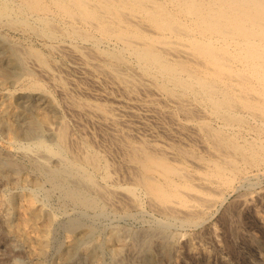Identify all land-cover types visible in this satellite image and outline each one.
<instances>
[{
    "label": "bare ground",
    "instance_id": "bare-ground-1",
    "mask_svg": "<svg viewBox=\"0 0 264 264\" xmlns=\"http://www.w3.org/2000/svg\"><path fill=\"white\" fill-rule=\"evenodd\" d=\"M0 20L7 21L13 27L15 26L16 28L27 30L35 34L38 37H43V38L51 40V42H46V46L53 52L57 50H61V51L63 50V51L68 52L69 55L71 54L72 59L75 62V65L73 66L74 68L77 69V71H80L81 76L82 75L85 76L84 73L88 72L90 74L91 81L94 83V85L95 84L97 85L98 81L101 79L109 80L112 83V87L119 89L121 91L120 93H122V95L118 97L117 103L115 102L114 104H111V105H106L100 102L92 101V99L89 100L84 97L83 98L77 97L81 95H77L76 96L77 98L72 95H69V93L65 90V86L63 87L62 82L60 83L56 81L57 79L55 77L56 74L52 73L53 71H51V68L48 66V63H50L51 61L47 62V57L45 56L44 52H41L40 49L36 48L37 46L32 47L29 45L30 47H25L20 44L9 42V40L7 43L6 42L7 39L4 40L5 38L1 37L3 38V40L0 41L1 47H3L4 49L3 51L7 52L6 57L4 58V63H0L2 64L1 65L2 75L4 77L10 78L12 77V75L14 76L18 72L22 73V75L26 77L27 75L33 76L35 73L37 74V72L41 75L46 76L47 78L50 79V81L54 82L57 85V87L61 91L60 94H64V97H66V104L68 108H71V110L73 109L74 111L78 113L92 114L93 116L97 115L98 117L101 118L99 123L102 126L101 125L100 126L104 127L106 130L104 131L110 134L109 135L111 137L110 140L112 139V141L115 142L116 144L115 146L118 147V150L117 149L116 150L117 151L120 150L121 152L122 160L119 165L116 163L118 165L117 166L112 163L114 161V158L112 162H110V160L108 159L109 157L108 154L110 152L107 154L106 152L103 153L102 150L100 151V148L99 150L96 149L94 147L96 143L93 144V140H91L90 138L86 136H83V134L78 137L75 136L77 135V133L73 135V133H71L72 129H69V124H68L69 122L67 123V120L64 117H62V115L57 117L58 118V120H56L57 123L54 124L52 117L56 115V112H58V109H59L58 102L59 101L56 102V100L53 97L54 95L52 96L50 91H48L49 88L45 89V86H43V84L39 82V80L37 81L36 79H34L33 81L31 80L32 81L31 83L29 82L30 83L29 85H31L33 88L35 87V89L37 88L42 89L41 91H42V96L44 97L45 107L42 106L43 108L37 109V112L33 114H23L22 112H19V114L20 113L23 114V115H20L21 116L20 122L22 123L23 128L21 131H17V132L21 133L22 136H24L22 132L27 135H32L35 132L37 133V131L42 129L43 127H46L47 129H50L55 132L54 133L55 138H56L55 144L57 146H53L52 144L51 145L46 144L44 140L39 139L38 135L37 136L39 140L37 141V146L38 148L42 150L43 155L48 154V156L50 155V156L55 157L58 163L55 166H53L52 164L50 165L47 161L48 159H46L45 157L43 158L39 157L41 155L39 156L33 155V153H30L33 155L30 157V162L36 169L40 170V172L42 173L41 175H43L46 178V180L50 181V183L53 185L54 188L56 187L60 189L61 190L60 192H62L63 196L69 200H72L73 202H75V204L77 203L80 206L101 209V208H104L103 207L104 201L109 203V201H111L112 199H115L117 196L118 197L120 196L119 197L120 199L121 198L125 199L126 197V200H128V202H131L132 204H135L137 206L141 203L140 202L141 197L138 196L137 189L141 188L142 191H144V194L146 195L150 203L153 205V207L159 209L160 211H163L169 217V219H175L181 223L182 222L184 223L187 220L189 221L188 218H190L194 213H196L193 211L194 210L196 211V207L198 206L197 201L207 200L206 196L209 193L210 195H212L211 192L209 193L205 192V193H208L205 196L204 192L200 189H205V188L209 189V187L215 182H223V183L233 182L232 180L236 176H239L244 172L245 165H255L257 163L264 161V0H0ZM22 32H25V31H22ZM20 36L22 37V35ZM61 37L66 38L67 41H65L64 43H54L53 42V41H56V39H60ZM66 52H65V55L67 54ZM68 58L71 59L70 57ZM31 61H34L37 64V66L31 67L32 66ZM29 62L31 63L29 64ZM35 63H33V65ZM64 66H65L64 69H66V65ZM66 71L68 70L66 69ZM77 71L75 73H78ZM63 78L65 77H62V79ZM20 79H22V77ZM87 81H90V80H87ZM72 82H74V80ZM77 82H75V85L81 91H83L84 94L93 93L97 97H100V96L102 97L103 92H94L93 89L91 90V88H89V86L87 87L84 85H79L78 83H80L81 81L78 83ZM92 82H89V83H92ZM50 86H53V85H50ZM18 87L20 88V86ZM32 87L31 89H33ZM20 89H23V88H20ZM57 90L58 89H56V91ZM141 94L143 96L145 94V97L140 102ZM103 95L106 97L105 94ZM155 102L156 104L157 103L158 104L166 103L167 105L172 104L174 105V107L177 109L178 112H181V114L184 113L183 116L185 115V118L187 121V122L186 121L184 122L185 125L193 128L195 132L199 133V135L202 137V140H199V139L198 140L202 142V145L199 143L200 145L198 147L199 148L204 147L207 153H202L203 151L202 152L199 151L200 152L199 153L197 152L198 149L196 150L193 146H188V145L186 146L184 144H181L185 140L183 141L181 140L182 142L180 141L170 142L169 141L170 143H168V146L166 145L164 146L161 144H163L165 141L160 144L157 141L153 140L154 138L150 139L151 136L150 138H148L149 136L148 137L146 136L133 137L132 134L134 132H132V134H129L128 133L129 131L127 132L122 129L124 127L130 128L131 126L130 120L122 117L121 115L123 114L122 112H130V111L132 112L133 111L132 107L135 105L137 106L139 105L142 107V109L144 108L148 112V113L147 112L143 113L145 114L146 117L148 115L153 116L154 114L150 113L149 111H153V110L158 111L159 109L157 105L154 104ZM65 106L66 105H64V107ZM1 109L2 107L0 108V124H2L4 120V115ZM131 112L129 114L133 113ZM138 113H141V112H138ZM6 115L7 114L5 113V116ZM81 118H83V116ZM171 118L173 119V117ZM6 119L8 120V118H5V120ZM136 119L137 118H135V120ZM212 119H217L218 121L220 120L222 123L213 124ZM74 122L76 123L75 120ZM163 122L165 121H162V123ZM99 123H97L96 125L98 126ZM176 123L178 124V122ZM118 124H122V126L119 127ZM155 124L153 126L156 127L158 122L156 125ZM145 125L147 124L145 123ZM173 125H175V123ZM3 128L6 129L5 126H3ZM80 128L81 127H79V130ZM86 129H87V126H86ZM42 133L44 135V131ZM169 134L170 132L166 135H169ZM134 135L137 136V134H134ZM182 135H185V134H182ZM41 137H42V134H41ZM0 138H1V135H0ZM11 144L13 143L11 142ZM196 144H198V142ZM193 145H195V143ZM2 146L6 148V152L4 155L2 154L0 155V184L4 183L5 178L12 177L16 172H18L22 165L21 163H19L18 160L13 158L12 156L13 154L11 155L12 150L10 149V145H6L4 143V145ZM24 146H27V144H25ZM36 149L37 148H35V150ZM50 159H52V157ZM191 163L192 165L195 164V166L198 167L197 172L192 173L193 171H190L189 165ZM254 167H256V165ZM119 168L120 169L124 168L125 169L124 171L127 172L129 176L127 178L128 179L130 178L132 182L130 185L125 184L126 186H121L116 183L115 175L112 174V171L118 170ZM249 168L250 167H248V170ZM27 170H30V169H27ZM114 172L117 173V171H114ZM97 174H100L102 176V179L104 180V182H100L97 180L96 178ZM124 177H126V175ZM258 179H261V177ZM219 186L217 185V188ZM25 187H29V186L27 185ZM8 188H6V190ZM44 189H47V188H44ZM39 191H42V190H39ZM210 191L215 192V190H212V189H210ZM14 195L12 193L8 195L0 194V221L2 222V224H4V227H5L4 229H6L8 233L15 234L21 240H23L24 243H27V246H28L27 252L30 254V259L31 257L32 259H35L33 261V264H42L40 257L46 251L45 248L49 246L48 245L46 247L47 243L49 242L47 238L48 233H49L48 226L53 222L54 218L52 216L50 217L48 216L49 218L45 222V227L44 229L42 228L43 229V233H42L43 240L40 239L41 243L39 245V248L36 250L34 246H32V244L30 243L29 237L27 235L28 233L24 231L23 229L24 227H21L19 223L15 224L12 222L11 216H12V212L15 209L14 198H16L14 197ZM38 195H39L38 191H37V194L34 191H29L26 193L25 206L26 208L30 210L32 219H38L39 217L40 211H38L37 205H36V200L39 198ZM40 195H42V193ZM237 195H240V194L237 193L236 196ZM141 196H144V195H141ZM42 198L43 197H41V199ZM192 199H195L196 203L195 202L191 203ZM17 200L20 201L19 199ZM17 204L19 203L17 202ZM47 205L48 203L46 204V206ZM129 205L131 206V204ZM203 205H200V206H203ZM200 206L198 207L200 208ZM62 207H64V205ZM225 207L228 208L227 206ZM39 209L41 210V206L39 207ZM84 210H87V209L85 208ZM72 211L74 210L72 209ZM134 213L135 212H133V214ZM46 214H48V212H46ZM46 214H43V215H46ZM22 216H25V215L23 214ZM73 216L71 217L74 218ZM90 216L91 215H89V217ZM105 216L107 217V215ZM204 216H206V214ZM21 217L19 219H21ZM28 217L30 216H27V218ZM71 217H67V219ZM25 218L24 219L22 218L21 221L25 220ZM19 219L17 218V220ZM159 219L161 218L159 217ZM223 219H225V217ZM29 220L31 219H28L27 221ZM35 222H37V220ZM68 222H69V219H68ZM168 222L170 223L171 221L168 220ZM81 223L82 222L79 219H73V220L71 219L69 226L72 229L74 228L77 229L79 225L82 226ZM41 224L42 223H40V225ZM99 224L101 225V223ZM164 224L165 223H163V225ZM83 225L86 226L85 224ZM173 225L175 224H172V226ZM180 225L182 226V224ZM179 226H176V227H179ZM92 227L93 226H90V228H86L80 231L77 234V236H74L75 238L73 240L72 238L71 239L69 238L71 240V243L68 242L70 243V245L65 252L63 251L64 253L62 254L63 264H85V263L98 264V263H101V259L103 258L101 250H100L102 241H97V240L92 239L93 238L92 237V234H93ZM139 227H142V226H139ZM81 228H83V226ZM102 228L104 229V227ZM120 230L121 229L119 228V231ZM138 231L140 230L138 229ZM39 232L41 233L42 231H39ZM117 232H115V234ZM167 232L164 227H161V229H152V230L147 229L139 233H134L136 235L133 237V240H132V245L134 246L133 249H135L140 256L147 258L148 257L147 252L149 251L150 248H152L151 245L152 243H154L153 242L155 240L154 238L156 236H160L159 239L161 237L165 239L167 238ZM182 233L184 236L185 235L184 232ZM233 233H235L234 230H233ZM115 234L113 231V233L109 236V240L114 243L113 245L114 248L112 251L113 257L111 259L109 258L110 259L109 261L106 260L107 261L106 264H134L133 262L132 263L127 262L126 260L122 258V256H120L122 246L117 245V242L118 240L121 242V239L120 238L118 239L119 236L117 237V235ZM129 235H131L130 232H129ZM171 235L174 241L179 239L177 237L179 235H176V233H173ZM251 235L253 236V234ZM213 236L214 235H212V237ZM159 239H158V242H159ZM54 242L49 243V244L52 245ZM202 242L203 241L201 240V243ZM38 243L39 242H37V244ZM179 244H181V242H179ZM126 247L128 246L126 245ZM153 247H156V246H153ZM196 249H198V247H196ZM200 249L201 248H199V250ZM131 256L133 255H130V257ZM146 258L144 259L146 260ZM209 262H210V258H209Z\"/></svg>",
    "mask_w": 264,
    "mask_h": 264
},
{
    "label": "rangeland",
    "instance_id": "rangeland-1",
    "mask_svg": "<svg viewBox=\"0 0 264 264\" xmlns=\"http://www.w3.org/2000/svg\"><path fill=\"white\" fill-rule=\"evenodd\" d=\"M5 23V24H4ZM2 25V26H1ZM12 27V28H11ZM18 29V30H17ZM4 31V32H3ZM7 31V32H6ZM22 31H25V32H22ZM0 38L3 37L5 38L4 40L7 39V43H8V40L9 42H13V43H16V44H20V45H23L25 47H36L38 49H40L41 52H44L45 56L47 57V62H50L48 63V66L51 68V71H53L52 73H55V77L57 78L56 81L58 82H62L63 84V87L65 86V90L69 93V95H72L74 97H76L77 95H81V96H77L78 98H87L89 100L92 99V101H96V102H100V103H103V104H106V105H111V104H114L115 102L117 103V99L119 96L122 95V93H120L121 91L119 89H116L114 87H112V83L109 81V80H99L97 85L91 81V78H90V74L88 72H85L84 75L85 76H81V73L80 71H77L76 68H74L73 65H75V62L74 60L72 59V56L71 54L69 55L68 52L66 51H61V50H57V51H52L50 50L47 46H46V42H51V40L49 39H46V38H43V37H38L36 36L35 34L27 31V30H24V29H21V28H16L15 26L13 27L10 23H8L7 21H2L0 20ZM3 34V36H2ZM10 34V35H9ZM31 34V35H30ZM7 35V36H5ZM22 35V37L20 36ZM11 36V37H10ZM17 36V37H16ZM15 37V39H14ZM21 37V38H20ZM25 37V38H24ZM27 37V38H26ZM29 37V38H28ZM3 38H1L0 41L3 40ZM24 38V40H23ZM19 39V40H17ZM30 39V40H29ZM23 40V41H22ZM27 40V42H26ZM30 41V42H29ZM66 40V38H60V39H56V41H53L54 43H64ZM25 42V43H24ZM39 42V43H38ZM34 46H33V45ZM30 45V46H29ZM41 45V46H40ZM39 46V47H38ZM4 50L3 47H1V42H0V63H4V58L6 57V53L5 51H2ZM48 50V51H47ZM46 51V53H45ZM56 52V53H55ZM59 52V53H58ZM65 52L67 53L65 55ZM64 53V54H63ZM55 55V56H54ZM55 57V58H54ZM68 57H70L71 59H69ZM58 58V59H57ZM62 60H61V59ZM64 58V59H63ZM59 60V61H57ZM32 62V66L31 67H36L37 64L34 62V61H31ZM29 62V64L31 63ZM33 63H35L33 65ZM53 64V65H52ZM56 64V65H55ZM60 64V65H59ZM1 65L0 64V103L2 101V103L0 104V108L2 107V113L4 115V120L5 118H8V120L4 122L3 120V123L0 124V135H1V142H0V155H4L5 152H6V148L3 147L2 145H4V143L6 145H10V149L12 150L11 151V155L13 156V158H15L16 160L19 161V163H21V170L19 169L18 172H16L12 177H7L5 178L4 180V183L3 184H0V194H5V195H8V194H15L14 197V200H15V209L14 211L12 212V222L15 223V224H18L21 226V227H24V231L26 233H28V237H29V240H30V243L32 244V246H34V248L37 250L39 248V245H40V241L43 240V229L45 227V222L48 220V218L50 216H52L54 218L53 222L48 226V240H47V245L45 248V252L41 255L40 257V260L42 262V264H63V260H62V254L68 249L70 243H71V238L72 240L75 238L74 236H77V234L86 229V228H90V226H93L92 229H93V234H92V239L93 240H97V241H102L101 242V247H100V250H101V253H102V259H101V263H98V264H106L107 261H109L112 257H113V248H114V243L111 242L109 240V236L113 233L114 231V234L115 232H117L115 235H117L118 239L120 238L121 239V242L118 240L117 242V245L119 246H122V249H121V253H120V256H122V258L124 260H126L127 262H133L134 264H263L264 263V161L260 162V163H257L255 164L256 167H254L255 165H245L244 167V172L239 175V176H236L232 181L233 182H230V183H223V182H215L213 183L209 189L208 188H205V189H200L204 192L205 196L211 192L212 195H210V193L206 196L207 197V200H202V201H197V204L198 206L200 205H203V206H200V208L197 206L196 207V211L194 210L193 212H196L194 213L189 219V221L187 220L186 222H179L178 220H175V219H169V217L163 212V211H160L159 209L153 207V205L150 203V201L148 200V198L146 197V195L144 194V191H142L141 188H138L137 189V194L138 196H140V204L139 205H135V204H132L131 202H128V200H126V197L125 199H120L118 196L115 198V199H112L111 201L106 202L104 201L103 203V207L104 208H101V209H97V208H92V207H85V206H80L79 204H75V202H73L72 200H69L67 198H65L62 194V192H60L61 190L58 189V188H54L53 185L50 183V181L46 180V178L41 175L42 173L40 172V170L36 169L30 162V157L33 156V155H36V156H39V157H45L46 159H48V163L53 166H55L58 161L55 157L53 156H48V154H44L42 153V150L40 148H38L37 146V141L39 139H42L45 141L46 144L48 145H53V146H57L55 143H56V138H55V132L50 130V129H47L46 127H43L42 129H40L42 132L44 131V135L43 133L38 130L37 133H33L32 135H27L25 133L22 132V134L24 136L21 135V133H18L17 131H21L23 126H22V123L20 122V115H23V114H33L35 112H37V109L39 108H43L45 107V101H44V97L42 96V89L41 88H37L35 89V87L33 88L31 85H29L34 79H36L37 81L39 80V82H41L43 84V86H45V89H48V91H50V93L52 94V96L54 97V99L56 100V102H58V112H56V115L53 116V122L54 124L57 123L56 120H58V116H61L64 117L66 120H67V123L69 124V129H72V132L73 135H75L77 133V135L75 136H80L83 134V136H86L88 138H90L91 140H93V144L94 147L96 149L99 150L100 148V151L102 150L103 153H109V157L108 159L110 160V162L113 161V158H114V161L112 162L113 164L115 165H119L121 163V160H122V155H121V152L120 150H118V147H116L115 145V142L112 141V139L110 140V134L105 132V128L104 127H101L102 125L99 123V121L101 120L100 117H98L97 115H92V114H86V113H78L76 111H74L73 109L71 110V108H68L67 104H66V97H64V94H60L61 91L59 90V88L57 87V85L50 81L49 78H47L46 76L44 75H41L37 72V74L35 73L33 76L32 75H27L24 76L22 75V73H16V77L15 75L10 78H6L2 75V68H1ZM66 65V69L68 71H66L65 66ZM54 66V67H52ZM59 66V67H58ZM63 66V67H62ZM69 66V67H68ZM62 69H61V68ZM72 67V68H71ZM70 70H69V69ZM65 71H64V70ZM56 70V71H55ZM63 70V71H62ZM73 70V71H72ZM55 71V72H54ZM60 71V72H58ZM78 72V73H75V72ZM63 72V73H61ZM66 72V73H64ZM68 72V73H67ZM58 73V75H57ZM72 73V74H71ZM62 74V75H60ZM68 74V75H67ZM70 74V75H69ZM88 74V76H87ZM40 75V76H39ZM77 75V76H76ZM24 76V77H23ZM32 76V77H31ZM35 76V77H34ZM58 76V77H57ZM60 76V77H59ZM65 77L62 79V77ZM81 76V77H79ZM22 77V79H20ZM32 79H31V78ZM45 77V78H44ZM70 77V78H68ZM72 77V79H71ZM79 77V78H78ZM84 77V78H83ZM88 77V78H87ZM19 78V79H18ZM27 78V79H26ZM82 78V79H81ZM3 79V80H2ZM18 79V80H16ZM24 79V80H23ZM67 79V81H66ZM70 79V80H69ZM77 79V80H76ZM84 79V80H83ZM86 79V81H85ZM14 80V81H12ZM32 80V81H31ZM49 82H48V81ZM63 80V81H62ZM74 80V82H72ZM87 80H90V81H87ZM3 81V82H1ZM21 81V82H20ZM45 81V82H44ZM71 81V83H70ZM80 83H78V82ZM106 83H105V82ZM26 82V83H25ZM30 82V83H29ZM75 82H77L79 85H84V86H89V88H91V90L93 89L94 92H103V94L106 95V97L102 94V97H97L95 94L91 93V94H87L83 91H81L76 85H75ZM89 82H92V83H89ZM103 82V83H101ZM46 83V84H44ZM89 83V84H88ZM110 83V84H109ZM25 84V85H23ZM29 86H28V85ZM86 84V85H85ZM101 84V85H99ZM14 85V86H12ZM16 85V86H15ZM50 85H53V86H50ZM74 85V86H73ZM111 85V86H109ZM18 86H20V88H23V89H20ZM73 86V87H72ZM26 87V89H25ZM31 87L33 89H31ZM67 87V88H66ZM104 87V88H103ZM110 88V89H109ZM18 89V90H17ZM56 89H58L56 91ZM69 89V90H68ZM74 89V90H72ZM78 89V90H77ZM96 89V90H95ZM3 90V91H2ZM11 90V91H10ZM16 90V91H14ZM110 90V91H109ZM113 90V91H112ZM8 91V92H7ZM19 91V92H18ZM25 91V92H24ZM29 91V92H28ZM33 91V93H32ZM52 91V92H51ZM106 91V93H105ZM17 92V93H16ZM55 92V93H54ZM58 92V93H57ZM76 92V93H75ZM81 92V93H80ZM116 92V93H115ZM12 95H11V94ZM32 95H31V94ZM40 93V94H39ZM72 93V94H70ZM111 93V94H109ZM115 93V94H113ZM9 94V95H8ZM37 95V96H36ZM60 95V96H58ZM85 95V96H84ZM91 96V97H90ZM32 97V98H31ZM35 97V98H34ZM39 97V98H38ZM76 97V98H77ZM108 97V98H107ZM112 97V98H111ZM114 97V98H113ZM145 97V94L144 96L141 94V97H140V102L141 100ZM101 98V99H100ZM105 98V99H104ZM107 98V99H106ZM2 99V100H1ZM5 99V100H4ZM41 99V100H40ZM109 99V100H108ZM4 100V102H3ZM7 101V102H6ZM17 101V102H16ZM20 103H19V102ZM29 104H28V103ZM6 103V104H5ZM13 103V104H12ZM16 103V105H15ZM18 103V104H17ZM33 103V104H32ZM12 104V105H11ZM44 104V105H43ZM155 105H157V107L159 108L158 111H149L150 113H153L154 115L153 116H145V114L143 113H146L147 111L141 106H133L132 109H133V113L132 114H129L130 112H122L123 114L122 117L125 118V119H129L130 122H131V126L130 128H122L123 130L125 131H129L128 133L129 134H132V132H134L132 134L133 137H138V136H146L148 138H151L150 139H153L155 141H157L158 143H162L164 142L163 144L161 145H166L168 146V143L170 142H182L181 144H184V145H188V146H193L197 152H202V153H207L206 152V149L204 147H201L199 148L198 146L201 144L202 145V142L199 141V140H202V137L199 135V133L195 132L193 128L185 125V121H186V118H185V115L183 116V114H181V112H178L177 109L174 107V105L172 104H169L167 105L166 103H157L156 102L154 103ZM2 105V106H1ZM64 105H66L64 107ZM5 106V107H4ZM12 106V107H10ZM16 106V107H15ZM37 106V107H36ZM43 106V107H42ZM163 106V107H162ZM31 107V109H30ZM4 108V110H3ZM9 108V109H7ZM140 108V109H139ZM162 108V109H160ZM33 109V111H32ZM61 109V110H60ZM139 109V110H138ZM171 109V110H170ZM8 110V111H7ZM10 110V111H9ZM20 110V111H19ZM22 110V111H21ZM35 110V111H34ZM67 110V111H66ZM143 110V112H142ZM167 110V111H166ZM171 112H170V111ZM17 111V112H16ZM141 112V113H138V112ZM19 112H22L19 114ZM64 112V113H63ZM67 112V113H66ZM158 112V113H157ZM173 112V113H172ZM5 113L7 114L5 116ZM17 113V114H16ZM66 113V115H65ZM125 113V114H124ZM148 113V112H147ZM156 113V114H155ZM165 115H164V114ZM172 113V114H171ZM180 115H179V114ZM168 114V115H167ZM170 114V115H169ZM177 114V115H176ZM14 115V116H13ZM87 115V116H86ZM129 115V116H128ZM137 115V116H135ZM141 115V116H140ZM158 115V116H157ZM163 117H161V116ZM179 115V116H178ZM70 116V117H69ZM83 116V118L81 117ZM97 116V117H96ZM132 116V117H130ZM170 116V117H169ZM178 116V117H177ZM18 117V118H17ZM69 117V118H68ZM72 117V118H71ZM78 117V118H77ZM80 117V118H79ZM161 117V118H160ZM167 117V118H166ZM173 117V119L171 118ZM74 118V119H73ZM85 118V119H84ZM95 120H94V119ZM135 118L139 119V120H135ZM153 118V119H152ZM158 118V119H157ZM180 118V120H179ZM69 119V120H68ZM90 119V120H89ZM148 121H147V120ZM157 119V120H156ZM162 119V120H161ZM167 119V120H166ZM169 119V121H168ZM177 119V120H176ZM17 120V121H16ZM55 120V121H54ZM72 120V121H71ZM74 120L76 121V123L74 122ZM160 120V121H159ZM172 120V121H171ZM86 121V122H85ZM94 121V123H93ZM139 123H138V122ZM157 124L158 122V126L154 123ZM162 121H165L162 123ZM178 122V124L176 122ZM8 122V123H7ZM74 122V123H73ZM83 124H82V123ZM143 122V123H141ZM170 122V123H169ZM172 122V123H171ZM187 122V121H186ZM5 123V124H4ZM92 123V124H91ZM97 123L98 126L96 125ZM145 123L147 125H145ZM175 123V125H173ZM180 123V124H179ZM184 123V124H183ZM212 123L214 124H220L222 123L220 120L218 121L217 119H212ZM76 124V125H74ZM82 124V125H80ZM134 124V125H133ZM141 124V125H140ZM156 125V128L155 126L153 125ZM161 124V125H160ZM177 124V125H176ZM2 125V126H1ZM89 125V127H88ZM101 125V126H100ZM119 127L122 126V124H118ZM117 125V126H118ZM138 125V126H137ZM166 125V126H165ZM170 125V127H169ZM174 127H173V126ZM183 125V126H182ZM3 126L6 127V129L3 128ZM10 126V127H8ZM86 126H87V129H86ZM153 126V127H151ZM163 126V127H161ZM168 126V127H167ZM180 126V128H179ZM74 129H73V128ZM79 127L80 130H79ZM98 127V128H97ZM137 127V128H136ZM155 127V128H154ZM166 127V128H165ZM184 127V128H182ZM187 127V128H186ZM3 128V129H2ZM11 128V129H10ZM92 128V129H91ZM133 128V129H132ZM136 128V129H134ZM151 128V129H150ZM178 128V129H176ZM2 129V130H1ZM8 129V131H7ZM10 129V130H9ZM14 129V130H13ZM103 129V130H102ZM142 131H141V130ZM160 129V130H159ZM165 129V130H164ZM172 129V130H171ZM176 129V130H175ZM5 130V132H4ZM46 130V131H45ZM82 130V131H81ZM89 130V131H87ZM97 130V131H96ZM105 130V131H104ZM132 130V131H131ZM134 130V131H133ZM137 130V131H136ZM149 130H153L152 133L151 131ZM159 130V131H158ZM163 130V131H161ZM170 130V131H169ZM179 130V131H177ZM192 132H191V131ZM75 131V132H74ZM136 131V132H135ZM147 131V132H145ZM156 131V132H155ZM182 131V132H181ZM185 131V132H184ZM190 135H189V133ZM40 132V133H38ZM86 132V133H85ZM100 132V133H99ZM139 134H138V133ZM161 132V133H160ZM170 132L169 135H166ZM177 132V133H176ZM187 132V133H186ZM194 132V133H193ZM5 133V134H4ZM17 133V134H16ZM80 133V134H79ZM89 133V134H88ZM144 133V134H142ZM160 137H158L156 134ZM174 133V134H173ZM179 133V134H178ZM181 133V135H180ZM196 133V134H195ZM10 134V135H9ZM41 134H42V137H41ZM102 134V135H101ZM134 134H137V136H135ZM155 134V135H154ZM182 134H185V135H182ZM193 134V135H191ZM21 135V136H20ZM39 136V139H38V136ZM88 135V136H87ZM103 137H101V136ZM164 138H163V136ZM174 135V136H173ZM177 135V136H176ZM190 137H189V136ZM249 135V134H248ZM10 136V137H9ZM17 136V137H16ZM34 136V137H32ZM37 136V137H36ZM93 136V137H92ZM96 136V137H95ZM107 136V137H106ZM171 138L169 139L168 138ZM184 136V137H183ZM194 139H192L191 138ZM14 137V139H13ZM30 137V138H29ZM100 137V138H99ZM106 137V138H105ZM157 137V138H156ZM197 137V138H196ZM4 138V139H3ZM17 138V139H15ZM156 138V139H155ZM188 138V139H187ZM11 141H9V140ZM35 139V140H34ZM53 139V140H52ZM160 139V140H159ZM169 139V140H168ZM173 139V140H172ZM177 139V141H176ZM199 139V140H198ZM5 140V141H4ZM55 140V141H54ZM103 140V141H102ZM172 140V141H171ZM182 140V141H181ZM189 140V141H187ZM193 140V141H192ZM198 144H196L197 142ZM29 141V142H28ZM53 141V142H52ZM106 141V142H105ZM112 141V142H111ZM160 141V142H159ZM170 141V142H169ZM3 142V143H2ZM11 142L13 144H11ZM187 142V143H186ZM191 142V143H190ZM195 143V145L192 144ZM2 143V144H1ZM36 146H35V144ZM100 143V144H99ZM103 143V144H102ZM167 143V144H166ZM200 143V144H199ZM25 144H27V146H24ZM55 144V145H54ZM102 144V145H101ZM110 144V145H109ZM29 145V146H28ZM31 145V146H30ZM112 145V146H111ZM197 145V146H196ZM100 146V147H99ZM3 147V148H2ZM12 147V148H11ZM197 147V148H196ZM2 148V149H1ZM28 148V149H27ZM35 148H37L35 150ZM115 149V150H114ZM117 149V150H116ZM32 150V151H31ZM15 151V152H14ZM29 151V152H28ZM36 153H34V152ZM26 152V153H25ZM41 152V153H40ZM116 152V153H115ZM119 152V153H118ZM199 152V153H200ZM29 153V154H28ZM30 153H33L30 154ZM39 153V154H38ZM117 154V155H116ZM23 155V156H22ZM26 155V156H24ZM46 155V156H45ZM111 155V156H110ZM21 156V157H19ZM20 159H18V158ZM52 157V159H50ZM118 157V158H116ZM23 161H22V160ZM27 159V160H26ZM29 160V161H28ZM51 162H50V161ZM55 160V161H54ZM120 162H119V161ZM54 161V162H53ZM25 162V163H24ZM56 162V163H55ZM54 163V164H53ZM117 163V164H116ZM32 166H31V165ZM259 164V165H258ZM117 165V166H118ZM192 163L189 165V168H190V171H193L192 173H195L197 172L198 170V167L195 166V164H193L192 166ZM25 168H24V167ZM29 166V167H28ZM263 166V167H262ZM248 167L249 170H248ZM23 168V170H22ZM193 168V170H192ZM195 168V169H194ZM27 169H30V170H27ZM125 169L124 168H119L118 170H113L112 171V174L115 175V180H116V183L121 185V186H126L125 184L127 185H130L132 182H131V179L127 178L129 177L127 172L124 171ZM263 170V171H262ZM22 171V173H21ZM114 171H117L114 172ZM262 171V172H261ZM36 172V173H35ZM119 172V173H118ZM250 172V173H249ZM256 172V173H255ZM126 173V174H125ZM25 176H24V175ZM37 174V175H36ZM126 177H124L125 175ZM253 174V176H252ZM259 174V175H257ZM16 175V176H15ZM23 175V176H22ZM40 175V176H39ZM121 175V176H120ZM247 175V176H245ZM123 176V177H122ZM245 176V177H243ZM15 177V178H14ZM24 177V178H23ZM30 177V178H29ZM44 177V178H42ZM261 179H258L260 178ZM20 178V179H19ZM29 178V179H28ZM36 178V179H35ZM96 178L98 181L100 182H104V180L102 179V176L100 174H97L96 175ZM126 178V179H124ZM244 178V179H243ZM14 179V180H13ZM120 179V181H119ZM256 179V180H255ZM24 180V181H23ZM28 180V181H27ZM126 182H125V181ZM236 180V181H235ZM23 181V182H21ZM27 181V182H25ZM257 181V183H256ZM6 182V183H5ZM11 182V183H10ZM13 182V183H12ZM18 182V183H17ZM20 182V183H19ZM45 182V184H44ZM120 182V183H119ZM130 182V183H129ZM252 182V183H251ZM40 183V184H39ZM238 183V185H237ZM243 183V185H242ZM246 183V184H245ZM255 183V184H254ZM9 184V185H8ZM18 184V185H17ZM36 184V185H35ZM42 184V186H41ZM216 184V185H215ZM220 184V186H219ZM251 184V185H250ZM13 185V186H12ZM17 185V186H16ZM22 185V186H21ZM29 186V187H25V186ZM38 185V186H37ZM217 185L219 186L217 188ZM240 185V187H239ZM247 185V186H246ZM9 186V188H8ZM12 186V187H11ZM15 186V187H14ZM24 186V187H23ZM50 186V187H49ZM224 186V187H223ZM227 186V187H226ZM236 186V187H235ZM242 186V187H241ZM253 186V187H252ZM263 186V187H262ZM21 187V188H19ZM32 187V188H31ZM42 187V188H40ZM49 187V188H48ZM216 187V189H215ZM250 187V188H249ZM6 188H8L6 190ZM24 188V189H23ZM44 188H47V189H44ZM200 188V187H198ZM222 191H221V189ZM227 188V190H226ZM229 188V189H228ZM4 189V190H3ZM20 189V190H19ZM31 189V190H30ZM42 190V191H39V190ZM141 191H140V190ZM210 189L212 190H215L214 191H210ZM234 189V190H233ZM258 189V190H257ZM34 191L36 192L37 194V191H38V196L37 198L38 199L36 200V205H37V209L39 212V217L38 219H32L31 218V213H30V210L28 208H26L25 206V203H26V193L29 192V191ZM209 190V191H208ZM220 190V191H219ZM243 190V191H242ZM250 190V191H249ZM9 191V192H8ZM25 193H24V192ZM54 191V192H53ZM226 191V192H225ZM232 191V192H231ZM42 195H40L41 193ZM48 192V193H47ZM142 192V193H141ZM205 192H208V193H205ZM218 192V193H217ZM222 192V193H221ZM250 192V193H249ZM45 193V194H44ZM222 196H221V194ZM233 193V194H232ZM240 194V195H237L236 194ZM259 193V194H258ZM48 194V195H47ZM246 194V195H245ZM255 194V195H254ZM18 195V196H17ZM123 195V194H121ZM141 195H144V196H141ZM216 195V196H215ZM229 195V196H228ZM213 196V197H211ZM215 196V198H214ZM241 196V197H240ZM254 196V197H253ZM24 199V200H22ZM25 197V198H24ZM41 197H43L41 199ZM52 197V198H51ZM122 197V196H121ZM217 197V198H216ZM219 197V198H218ZM250 197V198H249ZM259 197V199H258ZM262 197V198H261ZM212 198V199H210ZM241 198V199H240ZM17 199H21L20 201H18ZM145 202H144V200ZM216 201H214V200ZM253 199V200H252ZM45 200V201H44ZM48 200V201H47ZM64 200V201H63ZM117 200V201H116ZM126 200V201H125ZM38 201V203H37ZM44 201V202H43ZM47 201V202H46ZM50 201V202H49ZM58 201V202H57ZM63 201V202H62ZM72 201V202H71ZM122 203H121V202ZM222 201V202H221ZM254 201V202H253ZM17 202L19 204H17ZM113 202V203H112ZM145 204H144V203ZM147 202V203H146ZM195 202L196 203V200L195 199H192L191 200V203ZM199 202V203H198ZM205 202V203H204ZM208 202V203H207ZM44 203H48V205L46 206V204ZM58 203V204H57ZM61 203V204H60ZM121 203V204H120ZM131 204V206L129 204ZM144 205H143V204ZM203 203V204H201ZM214 203V204H213ZM222 203V204H221ZM237 203V204H236ZM44 204V205H43ZM75 204V205H74ZM107 204V205H106ZM116 204V205H115ZM118 204V205H117ZM151 204V205H150ZM200 204V205H199ZM61 205V206H60ZM64 205V207H62ZM136 207H135V206ZM213 205V206H212ZM239 205V206H238ZM41 206V210L39 209V207ZM43 206V207H42ZM50 206V207H49ZM118 206V207H117ZM123 206V207H122ZM133 206V207H132ZM141 206V207H140ZM212 206V207H211ZM225 206H227L228 208H226ZM53 207V208H52ZM58 207V209H57ZM67 207V208H66ZM84 207V208H83ZM107 207V208H106ZM109 207V208H108ZM126 209H125V208ZM207 207V208H205ZM230 207V208H229ZM232 207V208H231ZM69 208V209H68ZM87 209V210H84V209ZM153 208V209H151ZM156 210H155V209ZM211 208V209H210ZM21 209V210H20ZM45 211L43 212L42 211ZM64 209V210H63ZM67 209V210H66ZM72 209L74 211H72ZM112 212H111V210ZM117 209V210H116ZM119 209V210H118ZM123 209V210H122ZM131 209V210H130ZM142 209V210H141ZM150 209V210H149ZM228 209V210H227ZM69 210V211H68ZM77 212H76V211ZM84 212H83V211ZM106 212H104V211ZM109 210V211H108ZM116 212H115V211ZM126 210V211H125ZM205 210V211H204ZM24 211V212H23ZM27 211V212H26ZM57 211V212H56ZM59 211V212H58ZM72 211V212H71ZM80 211V212H79ZM93 211V212H92ZM96 211V212H95ZM157 211V212H156ZM207 211V212H206ZM21 212V213H20ZM46 212H48V214H46ZM133 212H135L133 214ZM139 212V213H138ZM159 212V213H158ZM200 212V213H199ZM29 213V214H28ZM53 213V214H52ZM73 213V214H72ZM90 213V214H89ZM95 213V214H94ZM121 213V214H120ZM125 216H124V214ZM132 213V215H131ZM211 213V214H210ZM240 213V214H239ZM16 214V215H15ZM25 215V216H22V215ZM41 214V215H40ZM43 214H46V215H43ZM52 214V215H50ZM55 214V215H54ZM57 214V216H56ZM69 214V215H68ZM76 214V215H75ZM97 214V215H96ZM114 214V215H113ZM130 214V216H129ZM151 214V215H150ZM153 214V215H152ZM206 214V216H204ZM43 215V216H42ZM63 215V216H62ZM74 215V216H73ZM89 215H91L89 217ZM99 215V216H98ZM102 215V216H101ZM107 215V217L105 216ZM122 215V216H121ZM156 215V216H154ZM226 215V216H225ZM19 216V217H18ZM22 216V217H21ZM27 216H30L27 218ZM49 216V217H48ZM60 216V217H59ZM71 216H73L74 218H72ZM83 216V217H82ZM86 218H85V217ZM94 216V217H93ZM104 216V217H103ZM119 216V217H118ZM163 216V217H162ZM195 216V217H194ZM199 216V217H198ZM21 217V219L25 218V220L21 221V219H19ZM43 217V218H42ZM67 217H71V218H68L69 219V222H68V219ZM78 217V218H77ZM93 217V218H92ZM109 217V218H108ZM121 217V218H120ZM154 217V218H153ZM158 221L157 220V218ZM159 217L161 219H159ZM193 217V218H192ZM203 217V218H202ZM225 217V219H223ZM17 218L19 220H17ZM82 218V219H81ZM84 218V219H83ZM105 218V219H104ZM164 218V219H162ZM28 219H31L29 221H27ZM71 219H79L81 220V224L83 226V228H81L82 226L79 225V227L74 228H70L69 224H70V221ZM92 219V220H91ZM109 219V220H108ZM156 219V220H155ZM192 219V220H191ZM227 219V220H226ZM229 219V220H228ZM37 220V222H35ZM41 220V221H40ZM45 220V221H44ZM62 223H61V221ZM86 223H85V221ZM107 222H106V221ZM165 220V222H164ZM171 221L170 223L168 222ZM224 220V221H223ZM226 220V222H225ZM20 221V222H19ZM34 221V222H33ZM66 221V222H65ZM90 221V222H89ZM154 221V222H153ZM192 221V222H191ZM25 222V223H24ZM42 223L40 225V223ZM58 222V223H57ZM118 222V223H117ZM168 222V223H167ZM175 222V223H174ZM195 222V224H194ZM22 223V225H21ZM27 223V224H26ZM64 223V224H63ZM88 223V224H87ZM101 223V225L99 224ZM158 223V224H156ZM163 223L167 224V225H163ZM25 224V225H24ZM61 226H60V225ZM68 224V225H67ZM83 224H85L86 226H84ZM103 224V225H102ZM105 224V225H104ZM172 224H175L172 226ZM182 224V226L180 225ZM227 226H225V225ZM29 225V226H27ZM67 225V227H66ZM181 227H180V226ZM215 225V227H214ZM36 226V227H35ZM41 226V227H40ZM69 226V227H68ZM107 226V227H106ZM115 226V227H114ZM139 226H142V227H139ZM152 226V228H151ZM164 227L166 232H167V238L163 239L162 237L159 239L160 236H156L153 240L154 243H152L153 246H156V247H153L151 245L152 248L149 249V251L147 252L148 254V257H142L140 256L137 251L134 248V246L132 245V240H133V237L136 235L134 233H139L141 231H144V230H152V229H161V227ZM176 226H179V227H175ZM186 226V227H185ZM189 226V227H188ZM218 226V227H217ZM32 227V229H31ZM104 227V229L102 228ZM132 227V228H131ZM148 227V228H147ZM156 227V228H155ZM160 227V228H159ZM192 227V228H191ZM230 227V228H229ZM4 224H2V222L0 221V264H24L25 262L28 263L27 264H33V261L35 259H30V254L27 252V243H24L23 240H21L18 236H16L15 234H11V233H8L6 231V229H4ZM43 228V229H42ZM70 228V229H69ZM102 228V229H100ZM114 228V229H113ZM119 228L121 229L119 231ZM130 228V229H129ZM194 228V229H193ZM35 229V230H34ZM69 229V230H66ZM100 229V230H99ZM107 229V230H106ZM138 229L140 231H138ZM168 229V230H167ZM172 229V230H171ZM232 229V230H231ZM243 229V230H242ZM63 232H61V231ZM65 230V231H64ZM71 230V231H70ZM112 230V232H111ZM172 232H171V231ZM186 230V231H185ZM198 230V231H197ZM227 230V231H226ZM233 230L235 233H233ZM32 233H30V232ZM39 231H42L41 233ZM60 231V232H59ZM97 231V233H96ZM132 231V232H131ZM180 231V232H179ZM191 231V232H190ZM196 234H195V232ZM66 232V233H65ZM100 232V233H99ZM129 232L131 235H129ZM184 232V237L183 236V233ZM187 232V233H186ZM190 232V233H189ZM212 232V233H211ZM37 233V234H36ZM62 233V234H61ZM126 233V234H125ZM128 233V234H127ZM173 233H176V235H179L177 236L179 239H177L176 241H174V239H172V235ZM215 233V234H214ZM231 233V234H230ZM101 234V235H100ZM121 234V235H120ZM193 234V235H192ZM200 234V235H199ZM218 234V235H217ZM253 234V236L251 235ZM12 235V236H11ZM38 235V236H36ZM57 235V237H56ZM96 235V236H95ZM128 235V236H126ZM171 235V236H170ZM191 235V236H190ZM202 235V236H201ZM204 235V236H203ZM212 235H214L212 237ZM220 235V237H219ZM256 235V236H255ZM68 236V237H66ZM72 236V237H71ZM98 236V237H97ZM107 236V237H106ZM131 236V237H129ZM190 236V237H189ZM218 236V238H217ZM231 236V237H230ZM250 236V238H249ZM40 237V238H39ZM52 237V238H51ZM66 237V238H65ZM165 237V236H164ZM181 237V238H180ZM194 237V238H193ZM196 237V238H195ZM202 237V238H201ZM216 237V238H215ZM253 237V239H252ZM61 238V239H60ZM70 238V239H69ZM125 240H124V239ZM191 240H190V239ZM10 239V240H9ZM37 239V240H36ZM41 239V240H40ZM69 239V240H68ZM105 239V240H104ZM157 239V240H156ZM158 239H159V242H158ZM165 241H163V240ZM176 239V238H175ZM181 239V240H180ZM187 239V240H186ZM189 239V240H188ZM200 239V240H198ZM207 239V240H206ZM223 239V241H222ZM228 239V240H227ZM260 239V240H259ZM5 240V241H4ZM16 240V241H15ZM56 240V241H55ZM67 240V242H66ZM127 240V241H126ZM162 242H161V241ZM186 240V241H185ZM201 240L203 241L201 243ZM33 243H32V242ZM55 241V242H54ZM61 241V243H60ZM66 243H65V242ZM107 241V242H106ZM125 241V242H124ZM183 241V242H182ZM197 241V242H196ZM14 242V243H13ZM37 242H39L37 244ZM54 242L52 245L49 244V243H52ZM65 244H64V243ZM70 242V243H68ZM111 242V243H110ZM123 242V243H122ZM161 242V243H160ZM171 242V243H170ZM179 242H181V244H179ZM192 244H191V243ZM209 242V243H208ZM256 242V243H255ZM259 242V243H258ZM36 243V244H35ZM60 243V244H59ZM107 243V244H106ZM110 243V244H109ZM121 243V244H119ZM127 243V244H126ZM194 243V244H193ZM198 243V244H197ZM215 243V244H214ZM224 243V244H223ZM35 244V245H34ZM59 247H58V245ZM125 244V245H124ZM180 246H179V245ZM203 244V245H201ZM205 244V245H204ZM56 245V246H55ZM126 245L128 247H126ZM159 245V246H158ZM163 245V246H162ZM167 245V246H166ZM169 245V246H168ZM173 248H172V246ZM177 245V247H176ZM184 245V246H182ZM186 245V247H185ZM195 245V246H193ZM199 245V246H198ZM257 245V246H256ZM37 246V247H36ZM53 246V247H52ZM105 246V247H103ZM133 246V247H132ZM193 249H192V247ZM132 247V248H131ZM161 249H159V248ZM168 247V248H166ZM183 249H182V248ZM196 247H198V249H196ZM53 248V249H52ZM55 248V249H54ZM59 248V249H58ZM102 248V249H101ZM104 248V249H103ZM112 248V249H111ZM179 248V249H178ZM199 248H201L199 250ZM18 249V250H17ZM50 249V250H48ZM58 249V250H57ZM111 249V250H110ZM157 249V250H156ZM169 249V250H168ZM185 249V250H184ZM203 249V250H202ZM206 249V251H205ZM260 249V250H259ZM17 250V251H15ZM22 252H20V251ZM25 250V251H24ZM106 250V251H105ZM176 250V251H175ZM193 250V252H192ZM197 250V251H196ZM209 250V251H208ZM222 250V251H221ZM258 250V251H257ZM263 250V251H262ZM19 251V252H18ZM64 251V252H63ZM129 251V252H128ZM132 251V252H131ZM168 251V252H167ZM211 251V252H210ZM48 252V253H47ZM104 252V253H103ZM177 252V253H176ZM225 252V254H224ZM257 252V254H256ZM55 253V254H54ZM124 253V254H123ZM132 253V254H131ZM134 253V254H133ZM161 253V255H160ZM172 253V254H171ZM174 253V254H173ZM197 253V254H196ZM209 253V255H208ZM223 253V254H222ZM228 253V254H227ZM28 254V255H27ZM111 254V255H110ZM136 254V255H135ZM177 254V255H176ZM181 254V255H180ZM200 254V255H199ZM211 254V255H210ZM255 254V255H254ZM50 255V256H48ZM54 255V256H53ZM60 255V256H59ZM124 255V256H123ZM127 255V256H126ZM130 255H133L130 257ZM139 255V256H138ZM171 255V256H170ZM230 255V256H229ZM4 256V257H3ZM14 256V257H13ZM19 256V257H18ZM22 256V257H21ZM28 256V257H27ZM107 256V257H105ZM111 256V257H110ZM138 256V257H137ZM155 258H154V257ZM203 256V257H202ZM206 256V257H205ZM210 256V257H209ZM225 256V257H224ZM227 256V257H226ZM263 256V257H262ZM13 257V258H12ZM45 259H44V258ZM48 257V258H46ZM55 257V258H54ZM59 257V258H58ZM126 257V258H125ZM137 257V258H136ZM151 257V258H149ZM153 257V258H152ZM178 259H177V258ZM216 259H215V258ZM23 258V259H22ZM28 258V259H27ZM55 260H53V259ZM110 258V259H109ZM136 260H135V259ZM146 258V260L144 259ZM157 258V259H156ZM164 258V259H163ZM170 260H169V259ZM209 258H210V262H209ZM228 258V259H227ZM231 258V259H230ZM12 259V260H11ZM47 259V260H46ZM58 259V260H57ZM141 259V260H140ZM144 259V260H142ZM253 259V260H252ZM23 260V261H22ZM25 260V262H24ZM107 260V261H106ZM178 260V261H176ZM203 260V261H202ZM208 260V261H207ZM3 261V262H2ZM46 261V262H44ZM148 261V262H147ZM173 261V262H172ZM192 261V262H191ZM196 261V262H195ZM213 261V262H212ZM53 262V263H52ZM136 262V263H135ZM146 262V263H145ZM156 262V263H154ZM188 262V263H187ZM260 262V263H259ZM25 263V264H26ZM85 264H88V263H85Z\"/></svg>",
    "mask_w": 264,
    "mask_h": 264
}]
</instances>
